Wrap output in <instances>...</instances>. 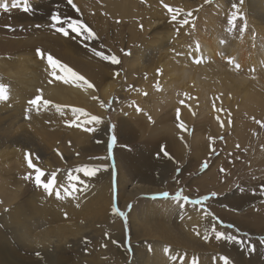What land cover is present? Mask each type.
<instances>
[{"label": "rangeland", "instance_id": "1", "mask_svg": "<svg viewBox=\"0 0 264 264\" xmlns=\"http://www.w3.org/2000/svg\"><path fill=\"white\" fill-rule=\"evenodd\" d=\"M120 1L30 0V10L25 13L23 7L11 9L12 0H0L10 9L0 7V84L6 85L10 94L4 102L7 93L0 89V196L16 193L9 208L19 201L26 207L35 205L32 221H39L40 211H46V222L37 231L51 230L49 237L58 236L62 242L76 234L81 240V254L99 256L98 264L131 263V237L133 232L139 235L144 230L141 218L151 231L145 240L168 246L175 256L186 254L182 264L192 257L200 264L204 254L210 261L207 264H222L220 256H227L232 264H264V244L260 243L264 240V84L253 78L264 81V0H122L127 9L136 6L134 13L138 10L127 16H119ZM53 12L59 14L50 19ZM162 42L167 44L160 46ZM172 44L180 48H170ZM38 49L44 58L37 55ZM214 50L219 52L217 61L221 63L209 56ZM187 61L195 68L217 69L212 75L207 72L203 88H197L199 94H192L191 88L197 86L181 82L172 66L161 67L168 62L180 68ZM239 63L255 68L242 71ZM37 80L52 82L67 97L69 92L71 101L57 100L53 105L43 102L39 113L26 111L37 90H43ZM107 82L115 83L109 93L103 90ZM217 85L222 91L214 90ZM204 90L209 91L207 95ZM243 93L248 102L243 100ZM42 95L46 101L44 91ZM189 97H194L190 107ZM212 100L217 104H206ZM187 108L194 113L191 121L183 119ZM97 118L102 119L101 125H86ZM111 125L115 128L110 131ZM178 131L187 135L189 143L196 141L184 147ZM113 134L117 137L113 156L103 159ZM162 145L167 151L164 154L160 152ZM26 152L40 167L36 174ZM82 165L86 177L92 171L89 165L108 166L114 212L120 205L116 176H123L122 199L133 192V198L120 208L127 213V225L115 215L110 230L98 226V213L88 203L94 200L91 184L87 192H79V199L74 193L60 202L64 211L70 206L73 217L54 220L50 211L54 180L47 184L52 192L49 197L34 180L24 179L25 175L39 177L45 172L47 182L50 173L52 177L57 174L58 185L71 180L76 191V175L85 177L74 170ZM101 171L100 176L107 177V171ZM6 180L10 186L6 184L5 189ZM181 189L191 199L210 197L197 207L210 217L211 226L204 216L180 208L183 201L171 199ZM136 190L139 192L134 195ZM163 191L170 193L167 199L151 198ZM212 192L217 196L211 197ZM132 211L136 215L133 218ZM63 222L70 229H54ZM211 223L217 231L250 238L255 251L234 242L217 241ZM119 237L123 255L116 251ZM33 239L36 237L29 238ZM29 240L12 238L8 248L18 252L21 261L41 260L35 248L19 244ZM63 247L61 264H74L76 246L63 243ZM147 252L151 255L150 249Z\"/></svg>", "mask_w": 264, "mask_h": 264}, {"label": "bare ground", "instance_id": "2", "mask_svg": "<svg viewBox=\"0 0 264 264\" xmlns=\"http://www.w3.org/2000/svg\"><path fill=\"white\" fill-rule=\"evenodd\" d=\"M121 1L119 2V4H117V10L120 13L119 16H125V15L127 16L128 14H134L135 15L138 12V10L136 9L137 11H136V13H134L135 12L134 9L136 6L133 9H131V8L127 9V6H126L127 3L123 2V1L121 2ZM135 3H137V1ZM152 33L154 34L155 32H152ZM156 33H155V35H156ZM166 44L167 43L162 42L160 44V46L164 47ZM149 45H151V44H149ZM153 45H154V43H153ZM174 45L175 44H172L173 47H170V48H178V47L180 48V45H176V46H174ZM237 45H239V44H237ZM150 49H152L151 46H150ZM216 51L217 50H214L212 54L211 53L209 54V56L211 55L212 59L215 61H217V59L219 58L218 57L219 52L217 51V54H216L215 53ZM239 52H241V50ZM239 52H237V53H239ZM244 53H246V51ZM234 54L235 53H233V55ZM241 56L245 57L246 55L243 54ZM244 61H246V60H244ZM168 62L161 64V67L167 68L168 66H172V69L175 70L174 71L175 76L178 74L177 77H180L181 82L187 81L193 87L197 86L195 88L196 90L191 88L193 95L199 94L200 90H198V89L203 88L202 82L206 79L207 72H209L212 75V73H213L212 71L217 70L215 68L210 69L209 67L208 68H195V67H192V64H190L191 63L190 61L189 62L187 61L185 63V65L182 64V66H180V68L173 65V64H168ZM217 62H220V60ZM85 66H86V64H85ZM5 67H7V66H5ZM5 67L3 66V68H5ZM254 68L255 67L249 68V66L246 67L245 65H241L239 69L242 71H249V70L251 71V69L254 70ZM263 71H261L260 73H263ZM4 72H2L3 75L6 74L8 71H6V73H4ZM9 73H11V71ZM74 74H76V73H74ZM11 76L9 75V77H11ZM177 77H174V78H177ZM253 78L254 79L259 78V81L262 84H264L263 79H261L260 77L254 76ZM9 79H12V78H9ZM219 82H220V80H219ZM35 83L38 86H43V91L45 92V94L47 96L46 97L47 100L44 102L50 101L53 105V103L57 102V100H60L63 102L68 101V103H69V101H71V99L69 98L70 93L68 92V97L65 96V94L63 92L64 90L60 89L58 86H56L52 82H44L43 80H37V81H35ZM114 89H115V83L114 82H107L105 84V88L103 90H104V92L109 93V91H113ZM185 89L186 88H184L182 90L185 91ZM105 90H107V91H105ZM214 90L222 91V88L217 85ZM208 92L206 90H204L203 94L207 95ZM73 93H76V92L74 91ZM13 96L17 97V95H13ZM221 97H222V95L219 97V99H221ZM242 97H243V100L247 101V97H245V93H243ZM20 99H21V97H20ZM188 99H189V102L187 103V105H188V107H190L193 105L194 97H189ZM73 103L74 102H72V104ZM207 103L212 104V105L217 104V102H215L213 100L206 102V104ZM58 105H56V106H58ZM185 110L186 111L184 112L183 119L187 120V121H191L194 118V113L189 108H187ZM32 120L34 121V119H32ZM38 121H39V119H38ZM184 123H186V122H184ZM40 124L42 125V123H40ZM189 127H190V125H187V128H189ZM118 133H120V131H118ZM178 138H179V142H181L184 145V147H185V145L186 146H189V145L192 146L193 142L196 141V138H195V140H190V141H192V143H189V139H188L187 135L181 131L180 132L178 131ZM200 140H201V138H200ZM91 173H92V171L88 172L87 176L91 175ZM69 177H70V174H69ZM122 177L123 176L120 175L119 173H118V176H116V184H117V192H116L117 196L116 197H117V200L119 201V204H120L119 209L126 206L127 202L131 199L132 194H133L132 191H129L128 195H127V199L126 200L122 199L123 198L122 197L123 189H125L124 184H123L124 180ZM77 179H78V177L76 178V180ZM84 180H86L89 184L93 185L92 189H93V193H94V200L92 202H88V203H90L91 206L93 208H95L96 212L98 213V217H97L98 226H101L106 230H110V228L113 227V225L115 224L114 221H115L116 217L113 214L114 210L112 208L113 189L111 187V174L109 173V169L107 170V177H105V178H104V176L101 177L100 173L98 172V174L95 177H93V178L85 177ZM7 182L8 181L6 180L5 184H4L5 189H6ZM80 183L84 184V181H82V182L80 181ZM64 184L67 185V187L64 191H62L61 189H58L54 192L53 202H52L51 206H50V203H51L50 200L51 199L49 200L50 201V203H49L50 211L53 213L52 218L54 220H65L68 217H73L74 212L71 210L70 206H68L65 209V211L63 210V206H61L62 203H60V202L62 200H64V198H66L67 196L69 197L70 195H71L70 197H73L74 193H76L78 199L80 198V193H77V191L74 190L75 185H73L71 183V180H69L66 183L64 182ZM7 186H10V185L7 184ZM137 192H139V191L138 190L134 191V195ZM14 194H16V193L13 192L10 194L12 197L0 196V211L3 208V210L0 212V219H1L0 222H1V224H3V226L2 225L0 226V264H35V263H38V264H61V262L64 260V257H65L64 256L63 243H65L67 245V247L76 246V249L73 250V252H75V254H76L74 264H98L99 256L87 258L81 254L82 249H81V247H79L81 240L78 239V236L76 234H73L71 237L67 238L64 242H62L61 238H59L58 236H56V237L50 236L49 237L51 230L48 231L47 229H43V230L37 231L36 228H40L46 222V220L44 221V219L47 218L46 211H44V210L40 211V213H39L40 214V217H39L40 220L39 221H32L30 217H31V214H33L32 211L33 212L35 211V209H34L35 205L26 207L21 201H19L17 203L16 207L9 208L8 206H11V205H9V203H11L15 199L16 195H14ZM54 197H57V198H54ZM40 198L43 199L42 196ZM157 203H158V201H157ZM13 204H15V203H13ZM87 207H89V206H87ZM7 208H9V209H7ZM185 208L188 210V212H191L194 215L204 216V218L206 219L205 222L208 223L207 225H210V221H212V220L209 219L210 217L206 216V212H204L203 210H200L197 206H194V205H185ZM5 209H7V211H5ZM65 213H67L66 216H65ZM220 213L223 214L221 211H220ZM134 216H136V215L134 214V211H132L130 217L133 218ZM140 220H141V223L143 222V225H141V227L144 228V230L140 231L139 235H137V234H135V232H133V236L131 237L132 238L131 243L133 245L134 256L132 257L133 260L131 261L130 264H171L169 257L171 256V254L173 255V252L171 253V250H170L169 253H165V248H168V246L161 245V243H159L157 241L152 240L151 242H148V240H145L148 238L147 236H150L151 231L147 230V228H146L147 226L145 225V222L142 220V218ZM133 221H136V220H133ZM57 223H58V221H57ZM202 224H203V222H202ZM56 228H58V230L67 229V228L70 229V227H68V226L66 227L64 222L59 223V225L57 227H55L54 229H56ZM35 229H36V232H35ZM33 234H36V236H33ZM31 237H36V239L35 240L34 239L29 240V238H31ZM12 238H16L19 240L21 239V241L29 240L30 242H21L19 244L22 247H25V246L31 247L32 246V248H35L36 249L35 251L37 252V255L40 256L41 260H32L30 262L29 261H21L22 259L19 258L20 254H18V252H11L8 248ZM147 248L151 250V255H148ZM123 249H124V247H123L122 237L121 238L119 237V241H118L116 251H117V253L120 252V254L122 253V255H123ZM203 256L205 257V254ZM204 257H201L200 264H207L210 262L209 260H207V258H204ZM190 259H188L189 261H187L186 264H188L192 259L194 260L195 258L192 257V259L191 260Z\"/></svg>", "mask_w": 264, "mask_h": 264}, {"label": "snow or ice", "instance_id": "3", "mask_svg": "<svg viewBox=\"0 0 264 264\" xmlns=\"http://www.w3.org/2000/svg\"><path fill=\"white\" fill-rule=\"evenodd\" d=\"M30 6H31L30 0H12V3H11V9H17L18 7H23V11L25 13H28V11L30 10ZM0 7H2L5 11H9L10 10L9 9V5H8L7 2H5L3 4H0ZM57 7H59V5H57ZM58 14H59L58 12H53V14L50 17V19H55ZM7 27H10V26H7ZM37 55L39 57H41V58H44V53L42 52L41 49L37 50ZM48 55H50V54H48ZM104 55H106V54H104ZM105 61L106 62H110V63L114 62V61H111V60H105ZM115 62H118V61H115ZM93 88H94V85H93ZM0 89H2L3 91H5L7 93V96L5 97V101H4V102H6L8 99H10L9 90H8L7 86L4 85V84H0ZM42 92H43L42 89H38L37 90V93H38L37 97L31 99L28 102V105L30 107L26 111H31V110L34 109L37 113L40 112L39 105L43 104V102H44V98H43ZM49 103H51V102H49ZM43 110L47 111L48 109L44 108ZM25 118L26 119H30V117L27 116V115L25 116ZM102 123H103L102 119L101 118H97L95 120H92L90 123H88L86 125L99 126ZM114 128H115V125H111L110 131L112 129H114ZM84 129L90 130L91 132H94V131L97 130L96 127H84ZM116 142H117L116 135H114V134L111 135L109 137V141H108V145H107L108 155H107V157H103V159H109L110 160L112 158V156H113V147L116 144ZM109 148L111 149L110 154H109ZM160 152L163 153V154L165 152H167L165 150V146H163V145L161 146ZM25 156H26V160L28 162H30L31 169L34 170V173L36 174L37 169L40 168V167H38L36 164H34L32 162V159L30 158V156H31L30 153L26 152ZM157 158H159V153L157 154ZM89 167L92 169V173H91V175L87 176V178L95 177L98 174V172H100L101 170H103V171H107L108 170V166L107 165H104L102 169L94 167V166H91V165H89ZM84 168H85V165H82V166L77 167L74 171L76 173L82 174L83 177H86L85 176V171H83ZM41 171H43V170H41ZM76 176L78 177V179L76 181V191H77V193H79L80 191L87 192L89 190V188H90L89 183L86 180L82 179L81 175H76ZM44 177H45V172H44V174L42 176H39V177H36V175H34V176L25 175L24 179L25 180H30V179L34 180L35 181V186L37 188H39V189H42L43 192L49 197L52 196V192H55L56 189L67 187V185H65L64 183H60L59 185L57 184V174H56L55 177H52V175L50 173L48 178H47V182H45V180L43 179ZM49 179H53L54 180V187L52 189V192H49V189H48V186H47ZM81 180L84 181L83 185H81V183H80ZM169 196H170V193L168 191H163V192L154 194L151 198L152 199H157L158 197H163V198L167 199ZM216 196H217L216 192H212L211 193V197H216ZM171 199L173 201L177 202V203L183 201V203H179L180 208L183 209L185 207V205L203 206L204 203L207 200L210 199V197L209 196H203V197H201L199 199H191L188 196L184 195L183 194V190L181 189V190L176 191L174 195H171ZM77 206H79V205H77ZM116 208L118 209V211L117 212H113L112 211L113 214L116 215V216L121 217L124 220L125 225H127V213L125 211H121L118 207H116ZM128 209H129V211L131 210V205L128 206ZM5 211H7V209H5ZM66 215H67V213H65V216ZM217 220H218V218H217ZM218 222L222 223V221H219V220H218ZM228 227L232 228L233 225H228ZM212 232H214L215 239L217 241L225 240V241H228V242H234L236 244H240L242 246H246L250 252H254L255 251V245L251 242L250 238L249 239H241L238 235H232L230 233L229 234H225L222 231H217L215 225L212 226ZM105 235L107 236L108 233H105ZM196 235L199 236L200 233L197 232ZM203 238H204L205 241H207L209 239V236L207 234H205ZM85 242L88 243L89 241H87V239H85ZM115 243H117V242L115 241ZM126 243H129V241L126 240ZM260 243L264 244V240H261ZM169 252H170V248H165V253H169ZM221 257H223V260L221 259ZM184 259H186V254H185V256H175V255L170 256V260L171 261L175 262L177 260H180L181 264H182ZM216 259H217L216 257H213L214 261ZM219 260L222 261V264H232V261L227 256H220ZM189 264H198V259L191 260L189 262Z\"/></svg>", "mask_w": 264, "mask_h": 264}]
</instances>
